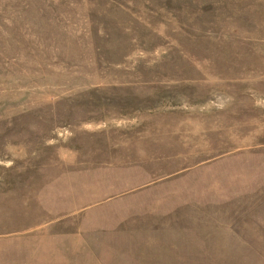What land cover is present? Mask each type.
Segmentation results:
<instances>
[{
  "label": "rangeland",
  "instance_id": "obj_1",
  "mask_svg": "<svg viewBox=\"0 0 264 264\" xmlns=\"http://www.w3.org/2000/svg\"><path fill=\"white\" fill-rule=\"evenodd\" d=\"M0 264H264V0H0Z\"/></svg>",
  "mask_w": 264,
  "mask_h": 264
}]
</instances>
